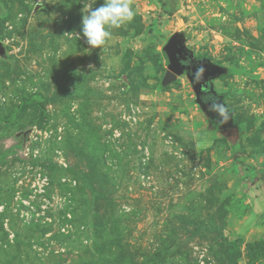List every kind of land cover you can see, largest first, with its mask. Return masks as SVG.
Returning a JSON list of instances; mask_svg holds the SVG:
<instances>
[{
	"label": "rangeland",
	"instance_id": "1",
	"mask_svg": "<svg viewBox=\"0 0 264 264\" xmlns=\"http://www.w3.org/2000/svg\"><path fill=\"white\" fill-rule=\"evenodd\" d=\"M129 3L101 51L82 0H0V264H264V0ZM181 35L225 130L162 85Z\"/></svg>",
	"mask_w": 264,
	"mask_h": 264
},
{
	"label": "clouds",
	"instance_id": "2",
	"mask_svg": "<svg viewBox=\"0 0 264 264\" xmlns=\"http://www.w3.org/2000/svg\"><path fill=\"white\" fill-rule=\"evenodd\" d=\"M81 23L79 33H74L77 40L83 37L88 49H100L112 35L110 29L120 28L131 22L135 12L129 0H103L99 7H94L97 0H82Z\"/></svg>",
	"mask_w": 264,
	"mask_h": 264
},
{
	"label": "water",
	"instance_id": "3",
	"mask_svg": "<svg viewBox=\"0 0 264 264\" xmlns=\"http://www.w3.org/2000/svg\"><path fill=\"white\" fill-rule=\"evenodd\" d=\"M164 52L166 53L169 66L168 71L163 79L162 85L168 86L173 83L177 76L184 73L185 70L189 71V68H185L181 64L182 55L189 56L193 60L192 53L185 46V38L183 35L171 37L164 47ZM5 53V47L2 42H0V56ZM200 64V80L194 81L192 76L189 74L190 79L193 82V88L199 97L202 89H207L210 87L211 80L216 79L218 76L226 73V70L218 65L212 64L211 62L204 60Z\"/></svg>",
	"mask_w": 264,
	"mask_h": 264
},
{
	"label": "flooded vegetation",
	"instance_id": "4",
	"mask_svg": "<svg viewBox=\"0 0 264 264\" xmlns=\"http://www.w3.org/2000/svg\"><path fill=\"white\" fill-rule=\"evenodd\" d=\"M181 64L185 68H189L188 70H185L188 75L190 74L193 78V80L199 81L200 80V62L199 60H196L193 57V60L186 55H182ZM197 95V94H196ZM197 99L204 110H206L210 122L214 125L215 122L218 123L217 128L221 130H225L231 126V114L229 113L226 106L223 104V101H221L217 96H215L211 91V84L210 87L207 89H202V92L200 93L199 97L197 96Z\"/></svg>",
	"mask_w": 264,
	"mask_h": 264
},
{
	"label": "trees",
	"instance_id": "5",
	"mask_svg": "<svg viewBox=\"0 0 264 264\" xmlns=\"http://www.w3.org/2000/svg\"><path fill=\"white\" fill-rule=\"evenodd\" d=\"M159 1H161V0H159Z\"/></svg>",
	"mask_w": 264,
	"mask_h": 264
}]
</instances>
